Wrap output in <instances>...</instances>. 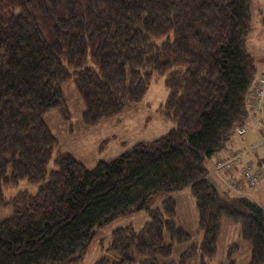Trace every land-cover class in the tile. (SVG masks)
I'll list each match as a JSON object with an SVG mask.
<instances>
[{"label": "trees", "instance_id": "obj_1", "mask_svg": "<svg viewBox=\"0 0 264 264\" xmlns=\"http://www.w3.org/2000/svg\"><path fill=\"white\" fill-rule=\"evenodd\" d=\"M252 1L0 0V205L12 208L0 220V264H79L95 228L141 210L150 217L141 230L112 232L109 248L120 259L111 264H166L157 258L172 253L165 231L178 243L190 239L166 196L185 188L203 239L178 264L216 253L223 217L241 223L249 264L264 263V203L222 190L208 164L250 115L260 73L248 48ZM156 73L168 89V133L92 168L56 151L45 114L58 107L71 118L66 81L92 124L140 102ZM257 167L264 178V157ZM21 179L37 191L6 198L4 189Z\"/></svg>", "mask_w": 264, "mask_h": 264}, {"label": "rangeland", "instance_id": "obj_2", "mask_svg": "<svg viewBox=\"0 0 264 264\" xmlns=\"http://www.w3.org/2000/svg\"><path fill=\"white\" fill-rule=\"evenodd\" d=\"M251 11L252 28L248 37V48L253 52V39H259L264 31V0H253ZM164 81V75L154 74L149 90L140 102L126 108L117 117L104 118L92 124L86 123L83 119L85 106L74 82L72 80L66 81L63 84V90L66 95L67 106L71 112V118L69 120L65 119L58 107L48 110L45 114L47 124L58 139L56 151L70 152L86 166L92 168L100 160L110 161L115 159L140 141H150L165 135L174 124L164 117L161 109L168 94ZM246 130L248 133L247 125ZM263 141L264 139L254 144L262 146L264 145L261 144ZM259 147L258 150L263 153V157L264 146ZM243 149H240V151ZM240 151L237 150L231 153L227 158ZM255 153H250L246 157L247 163H250L253 167L257 166L259 157L252 160H249L248 157ZM227 158L216 156L208 161L209 177L218 183L222 190L225 189L231 194L253 197L258 192V196L264 197L262 170L256 167V172H260L261 177H259L257 183L251 185L243 174L241 162L236 160L232 166L227 168L217 167L219 161ZM236 164L241 165L240 174H236L234 169ZM53 166L54 164L50 163L49 168ZM232 183L236 185L234 186ZM37 189L38 184L27 179H21L18 185L8 186L3 192L6 198H11L21 190L34 193ZM166 196L174 198L176 214L173 219L178 226L190 235V239L178 243L169 232L165 231V243L172 244V253L167 257L157 256V258L161 263L178 264L182 255L189 251L193 244L202 242L203 233L199 227V212L191 189L185 188ZM257 199L264 201L260 197ZM157 204L161 206V201H158ZM11 213V207L0 205V220L8 218ZM149 218L147 211L141 210L122 215L106 225L95 228L93 239L79 264H95L102 257L109 259L108 264L119 261L120 257L109 248L112 232L129 224H132L134 229L139 231L149 221ZM250 258L251 245L242 237L241 223L223 217L217 238L216 253L205 259H202L200 253L191 255L187 258L186 264H229L230 260H234L236 264H249ZM136 259L140 261L144 257L138 255Z\"/></svg>", "mask_w": 264, "mask_h": 264}, {"label": "crops", "instance_id": "obj_3", "mask_svg": "<svg viewBox=\"0 0 264 264\" xmlns=\"http://www.w3.org/2000/svg\"><path fill=\"white\" fill-rule=\"evenodd\" d=\"M264 32V31H263ZM262 35L259 39H253V53L256 56V61L259 65V69H260V73L257 77V80L254 84V86L252 87L250 96H249V109H250V115L248 117V119L245 122V125L248 126V133L245 136H242L240 134H238L237 131H235L234 135L232 136V139L230 140V142L227 144V146L221 150L219 153L216 154V156H220L221 158H227L231 153L240 150L242 148H246L247 146H249L250 144H254L257 142H260L264 139V128H260L254 119V115H255V111L253 108V96H254V90L256 88V86L259 83V80L261 78V76L264 74V35ZM258 38V37H257ZM258 150L257 153L249 156V160L253 159L256 157V159L259 157H262L263 153ZM216 156H214L212 159H214ZM264 157V156H263ZM253 163L256 164L255 161H253ZM236 174H240L241 171V165L240 164H236L234 167ZM252 197V196H251ZM264 200L263 196H258V192L255 194V196H253V199H256L257 202H259L260 204H263L264 201H259L257 198H259Z\"/></svg>", "mask_w": 264, "mask_h": 264}, {"label": "built area", "instance_id": "obj_4", "mask_svg": "<svg viewBox=\"0 0 264 264\" xmlns=\"http://www.w3.org/2000/svg\"><path fill=\"white\" fill-rule=\"evenodd\" d=\"M253 108L256 112L254 115V119L256 124L264 128V75L260 78V81L255 88L254 96H253ZM237 131L240 135H245L247 132L246 126L242 125L237 128ZM264 144V141L261 143ZM260 144H250L248 147L244 148L240 152H236V154H232L229 158L221 160L217 163L218 168H227L232 166L233 162L236 160L241 162L242 171L249 184L254 185L259 180L260 172H256L255 166H251V164L247 163L246 157L250 153H255ZM234 186L235 183H232Z\"/></svg>", "mask_w": 264, "mask_h": 264}, {"label": "bare ground", "instance_id": "obj_5", "mask_svg": "<svg viewBox=\"0 0 264 264\" xmlns=\"http://www.w3.org/2000/svg\"><path fill=\"white\" fill-rule=\"evenodd\" d=\"M262 77V76H261Z\"/></svg>", "mask_w": 264, "mask_h": 264}]
</instances>
